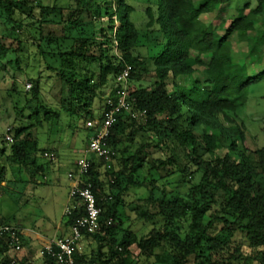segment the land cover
<instances>
[{
  "label": "trees",
  "instance_id": "obj_1",
  "mask_svg": "<svg viewBox=\"0 0 264 264\" xmlns=\"http://www.w3.org/2000/svg\"><path fill=\"white\" fill-rule=\"evenodd\" d=\"M58 1L0 0V7L7 14V26H14V7L31 19L29 26L35 30L36 45L47 69L56 75L61 92L64 86L69 89L67 102L63 96L61 99L69 107L77 102L87 109L84 101L108 86L126 65L133 67L130 80L137 68L144 66V59L129 53L140 39L131 18L134 8L126 0H69L67 5ZM232 2H148L147 27L151 43L158 49L150 57L155 81L151 87L130 91L133 111L146 114L134 119L122 112L112 128L108 146L120 154L119 169L108 180L112 194L105 192L101 180L106 163L91 159L84 181L93 185L104 225L97 233L84 235L83 239L97 244V251L90 256L79 251L76 264H140L139 257L151 260V264H217L219 256L232 252L238 233L245 238L249 254H244L245 246L237 244L232 260L264 264V146L247 143L239 117L251 87L264 79V0H254L255 6L247 0L233 19L208 23L201 18ZM104 17L109 18L110 35L101 26ZM116 23H120L117 29ZM233 34L238 37L240 51L230 46ZM107 43H116L125 53L121 62L106 54ZM10 51L0 38V64L9 58ZM93 62L99 69L97 83L82 68ZM256 68L260 71L257 74ZM181 77L189 84H179ZM28 107L34 121L14 130L9 151L0 147V194L10 181L9 169L19 173V181L25 185L47 171L38 162L43 151L39 131L44 120H51V114L46 110L44 118L40 116L43 106L36 91ZM172 143L179 150H191L185 162L172 151ZM133 144L136 149L131 148ZM23 173L28 180L22 178ZM176 174L188 185L185 194L170 189L174 186L170 177ZM197 174L201 176L195 182ZM161 179L165 180L158 184ZM131 189L149 193L146 199H139L147 206L141 209L139 219L154 226L144 236L131 231L118 233L114 227L121 216L123 196ZM84 214L75 199L65 227L70 228ZM109 219L113 220L111 225L106 224ZM12 238L8 233L0 236V264H11L8 252L14 248ZM20 238L21 245L27 243ZM133 246L139 250L137 260H133ZM34 261L27 263L58 264L41 253Z\"/></svg>",
  "mask_w": 264,
  "mask_h": 264
},
{
  "label": "rangeland",
  "instance_id": "obj_2",
  "mask_svg": "<svg viewBox=\"0 0 264 264\" xmlns=\"http://www.w3.org/2000/svg\"><path fill=\"white\" fill-rule=\"evenodd\" d=\"M45 1L48 3L55 0ZM126 1L134 8L131 18L140 34L139 41L129 50V53L131 56L139 57L145 61L144 66L137 68L134 77L130 80L129 88L132 92L144 87H151L154 83L155 77L152 74L153 65L150 57L155 55L158 49L151 43L152 33L147 27L148 18L145 9L150 0ZM68 2L69 0H59L58 4L67 5ZM245 2L247 0H233L232 4L225 9L203 14L201 18L208 23L233 19L237 16V9L242 7ZM251 3L252 6L256 5L254 0H251ZM14 10L12 20L15 27L13 24L7 26V14L0 7V38L11 50L9 58L0 64V147L6 146L9 151L10 145L13 143L14 130L34 121V117H29L32 111L28 107L34 91L38 92L39 104L43 106L39 109L40 116L44 118L46 110L51 114V120H44L39 131V147L43 151L39 153L38 162L45 166L47 170L45 175H38L34 178V183L25 185L19 181L20 174L12 173L9 169L10 181H8L4 192L0 194V227L6 225L18 228L21 235L27 240L20 251H16L14 248L9 250V259L11 264H28V261H37L38 254L43 248L41 241L35 239L36 234L50 239L57 232V226L61 224L62 220L61 227L65 228L67 218L65 208L69 202L71 191L68 173L88 149L91 134L86 127V121L92 115L99 114L103 110L109 85L99 89L97 95L84 101L88 103L85 108L90 111V114L83 106L79 107L77 102L69 107L67 103H64L65 100L66 102L68 100L69 89L64 86L61 92L56 75L47 69L36 45L35 30L29 26L31 19L27 18L20 9L14 7ZM109 25V18L104 17L101 26L106 30L107 35L111 34V31H108ZM119 27L120 23H116L115 28ZM229 42L234 51L241 50L236 34L230 37ZM104 48L106 54L113 61L121 62L123 60L125 53L117 47L116 43H107ZM82 68L85 72H89L93 83L99 82V69L96 62L84 64ZM88 68L90 71L87 70ZM254 72L257 74L260 71L256 68ZM177 82L182 85L189 84L183 77L179 78ZM62 96L64 102L61 99ZM249 96L239 117L244 122L247 143L251 147L261 148L264 146V79L251 87ZM8 137H11L12 141ZM172 144L175 149L172 151L180 157L179 160L182 163L185 162L186 154L191 155V150L189 148L179 150L175 143ZM166 147L167 145L164 146V148ZM131 148L136 149V145L133 144ZM45 153H54L55 159L47 157ZM119 158L120 154L115 152L113 165L106 163L101 169V180L104 181L105 192L109 195L112 192L108 180L111 173L119 169V162H117ZM146 173L147 167H145ZM162 174L167 175L163 171ZM21 176L25 181L29 179L26 173ZM155 176L158 178V174L155 173ZM177 176L176 174L170 177L174 183L170 189L185 194L188 185H184ZM200 176L201 174H197L194 181H199ZM37 180L42 184L37 185ZM164 180L161 179L158 184L163 183ZM148 196L149 193L142 189H131L123 196L124 205L119 208L121 216L114 223L118 233L131 231L144 236L154 228L151 222H145L138 217L141 209H147L144 200L139 199H146ZM137 206L140 208L136 209ZM13 241L12 238V243ZM90 242V240L81 239V253L90 256L94 250L97 251V244ZM233 242L232 252L219 256L217 264H257L256 262L245 263L243 259L232 260L231 255L238 247L237 244L245 246L244 254L245 252L249 254L248 245L242 234L238 233ZM131 250L134 252L133 260H137L139 250L136 246H133ZM139 259L140 264H151V260L143 257H139Z\"/></svg>",
  "mask_w": 264,
  "mask_h": 264
},
{
  "label": "built area",
  "instance_id": "obj_3",
  "mask_svg": "<svg viewBox=\"0 0 264 264\" xmlns=\"http://www.w3.org/2000/svg\"><path fill=\"white\" fill-rule=\"evenodd\" d=\"M133 71L131 65H126L122 72L115 76L109 84L106 94L105 106L99 114L86 121V127L91 132L89 146L82 158L76 163L74 169L68 173L71 183L69 202L65 208L66 216L72 214V204L78 199L84 208L85 214L69 228V233L64 236L50 238L40 251L42 256H50L58 264H76L75 255L81 250L80 241L86 233H97L103 227L102 208L98 205L93 185L84 181L91 168L93 157L111 163L115 152L108 146V138L113 126L118 122L122 112L128 113L132 118L143 117L146 111H133L134 99L130 93V75ZM12 141L11 137H8ZM47 157L55 159L54 153H45ZM113 223L112 219L107 225ZM5 233L13 237V246L16 251L22 249L20 230L14 227H0V236ZM22 236V235H21Z\"/></svg>",
  "mask_w": 264,
  "mask_h": 264
},
{
  "label": "crops",
  "instance_id": "obj_4",
  "mask_svg": "<svg viewBox=\"0 0 264 264\" xmlns=\"http://www.w3.org/2000/svg\"><path fill=\"white\" fill-rule=\"evenodd\" d=\"M90 134H91V132H90ZM92 135V134H91ZM91 135H90V137H89V140H90V138H91ZM73 166V165H72ZM75 167V166H74ZM74 167L72 168V169H74ZM71 169V170H72ZM70 182V181H69ZM70 189H71V183H70ZM63 223V220H62V222H61V224ZM61 224L59 225V226H57V232L52 236V237H54V236H64V235H67L68 233H69V228H62L61 227ZM60 234V235H59ZM36 237H35V239H37V240H40L41 241V245H42V247L46 244V242L49 240L47 237H43L42 235H39V234H36L35 235ZM52 237H50V238H52ZM28 240H29V238H28Z\"/></svg>",
  "mask_w": 264,
  "mask_h": 264
}]
</instances>
